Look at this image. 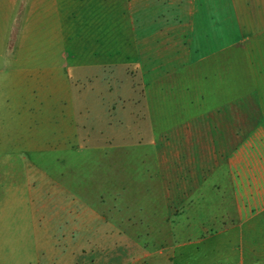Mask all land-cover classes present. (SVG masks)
Segmentation results:
<instances>
[{"label": "crops", "instance_id": "crops-1", "mask_svg": "<svg viewBox=\"0 0 264 264\" xmlns=\"http://www.w3.org/2000/svg\"><path fill=\"white\" fill-rule=\"evenodd\" d=\"M21 3L26 36L49 22L64 34L87 21L89 70L69 64L78 80L58 84L64 95L74 87L77 103L94 113L81 143L72 125L52 145L41 107L49 74L58 79L66 64L58 58L70 54L25 50L16 59L10 73L24 84L0 106L14 102L28 113L1 122L30 132L25 173L35 179L13 185L26 188L31 215L7 230L74 235L69 264L90 255L99 264L94 254L102 251L113 260L104 264H264V0ZM130 73L141 81L136 87ZM72 96L64 99L70 106ZM113 106H121L119 126ZM50 145L61 159L56 170L43 161ZM30 237L9 246L10 264H65V247L54 252Z\"/></svg>", "mask_w": 264, "mask_h": 264}, {"label": "rangeland", "instance_id": "rangeland-1", "mask_svg": "<svg viewBox=\"0 0 264 264\" xmlns=\"http://www.w3.org/2000/svg\"><path fill=\"white\" fill-rule=\"evenodd\" d=\"M19 1L20 2H18L15 6L11 4V0H0V69L5 70L4 74H0V98H8L12 101V98L17 97L16 86L24 84L22 83L24 82L23 75L10 73L11 70L19 67V64L15 63L16 59L19 61L24 60L20 57L23 51H59L60 53H69L70 57L66 56L64 59L58 58L61 62L66 63L65 69H62L63 71H59L58 79L51 73L48 76V103L45 104L43 102L42 107L39 103L38 108L34 107V111L32 112L35 113V111H37L40 113L38 109L41 107L43 114L47 113L49 119L47 131L49 141L52 145H55V143L61 140L60 137H58L61 131L63 130L62 132H67L70 130L68 127L72 125L77 127L78 131V138L74 141L80 140L81 143L84 135L91 129V123L93 121L92 115L94 112L93 110L91 112V107H88V104H86L88 105L86 106L84 104L79 105L77 103L79 98L74 87L70 86L68 88L67 86H64L66 88L64 95V90L61 91V86L59 84L62 81L65 83L67 81L76 83L78 80V75L75 73V70H71L69 64L74 65V63L78 62L82 64L81 67H83V69L89 70L88 66L90 65L89 63L92 59L89 58L88 53L92 43L88 38L89 26L86 23L87 21H83L80 25L75 27L66 25L64 34H60V31L59 34H57L58 27L55 23L49 22L41 26L32 27L30 35L26 36L24 35L23 26V4L21 3V0ZM39 61H41V59H39ZM53 62H56V58L50 57L48 59H44V63H47L49 66H51ZM85 65L87 67H85ZM128 78L131 79L130 85H134V87H136L137 83L141 82L138 80L136 73L128 74ZM33 84L36 83L34 82ZM77 84L82 88L88 85V81L81 80ZM113 84V86L116 85V83ZM60 92L62 93L61 96H59ZM82 92V95L86 94L85 96L89 98L88 89H83ZM72 94V97H74V99L77 98V100H75L76 102H74V105L70 106L71 104L64 99H67L68 95L71 96ZM63 95L66 98H62L61 101H57V98L62 97ZM42 97L43 100H45V96ZM74 109H76L77 113L78 110H81V113H78L76 116H70L73 112H75ZM120 109L121 106H113L111 109L112 123L117 126L120 125L119 120L121 119V114L117 112ZM20 113L25 114L28 113V111L24 109V107L16 105L14 102H10L8 105L0 106V165L8 162H13V164L18 165L12 169H6V167L0 168V264L11 263V260L10 262L8 260L10 253L8 251V248L10 249L9 246L16 245L17 247L18 245H24L25 243L30 242V236L35 237L37 243L39 244H49V246L53 248L52 251L54 252L56 251L57 245L59 247H65V264H69L70 259H68L67 255L74 245V235L62 234L56 231L49 232L48 234L39 233L36 235H30L21 232V230L16 232L13 230H7L10 226H25L27 223L29 224V215H31L30 204L28 203L29 201L27 202L28 194L26 188L21 190L19 189V191H17V189L13 186L16 183L15 185L20 187L24 185L26 180L31 181L35 179V176L32 175L31 172H29V174L25 173V163H27V147L24 145V137L29 136L30 132H28L26 128L22 132H20L19 129L16 130L14 128L16 124L13 122H1L2 116L11 117ZM68 117L71 121L66 120ZM133 117H136L135 112ZM135 124L136 123H129V125L133 126ZM52 145H50L49 154L47 156H43V161L47 159L50 168H54L56 170L57 166L60 164L59 162H61V159L58 158L59 155L56 152H53L55 149L52 148ZM87 154L88 152L83 153L80 156L83 159V166H81V168L79 167L81 174H86L88 172V161L86 159ZM52 171L55 174L53 169ZM75 172L77 171L75 170ZM83 176H87V174ZM1 195H5V197L3 198ZM33 221L35 222L34 219ZM3 229H6L7 231L2 232ZM94 255L95 258L99 260V264H104L105 261H113L108 258L106 259V255L103 251L95 253ZM90 256L91 258H80L78 260V264H90V259H92V257L94 258V256ZM24 262L25 259L22 258L21 263L24 264Z\"/></svg>", "mask_w": 264, "mask_h": 264}]
</instances>
